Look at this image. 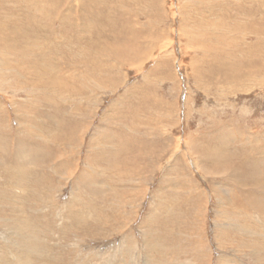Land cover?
<instances>
[{
	"label": "rangeland",
	"instance_id": "rangeland-1",
	"mask_svg": "<svg viewBox=\"0 0 264 264\" xmlns=\"http://www.w3.org/2000/svg\"><path fill=\"white\" fill-rule=\"evenodd\" d=\"M263 40L264 0H0V264H264Z\"/></svg>",
	"mask_w": 264,
	"mask_h": 264
},
{
	"label": "bare ground",
	"instance_id": "bare-ground-1",
	"mask_svg": "<svg viewBox=\"0 0 264 264\" xmlns=\"http://www.w3.org/2000/svg\"><path fill=\"white\" fill-rule=\"evenodd\" d=\"M83 1V0H82ZM82 4V3H81ZM87 11V10H86ZM86 14V13H85ZM217 14V13H216ZM97 20V19H96ZM253 22V21H252ZM108 27V26H107ZM125 27V26H124ZM107 31V30H106ZM104 33V32H103ZM257 35V34H256ZM55 36V35H54ZM244 38V37H243ZM263 39V38H262ZM261 41V40H260ZM264 41V40H263ZM249 59V58H248ZM244 61V60H243ZM222 62V61H221ZM244 64V63H243ZM70 65V64H69ZM263 68V66H262ZM252 73V72H251ZM257 74H260V73H257ZM235 81V80H234ZM18 204V203H17ZM23 213V212H22ZM69 223V222H68ZM57 254V253H56ZM46 256V255H45ZM32 262V261H31Z\"/></svg>",
	"mask_w": 264,
	"mask_h": 264
}]
</instances>
